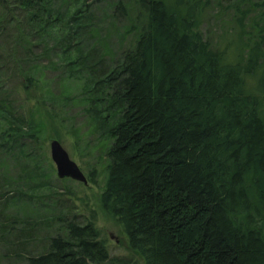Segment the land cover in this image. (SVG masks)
<instances>
[{
	"label": "trees",
	"instance_id": "trees-1",
	"mask_svg": "<svg viewBox=\"0 0 264 264\" xmlns=\"http://www.w3.org/2000/svg\"><path fill=\"white\" fill-rule=\"evenodd\" d=\"M226 1L0 0V235L44 246L16 258L137 264L110 255L93 219L53 209L65 194L38 119L68 127L47 103L77 82L59 110L80 104L110 142L102 205L133 253L145 264H264V0ZM210 20L220 27L205 32ZM16 91L36 106L18 110Z\"/></svg>",
	"mask_w": 264,
	"mask_h": 264
},
{
	"label": "rangeland",
	"instance_id": "rangeland-1",
	"mask_svg": "<svg viewBox=\"0 0 264 264\" xmlns=\"http://www.w3.org/2000/svg\"><path fill=\"white\" fill-rule=\"evenodd\" d=\"M225 4H227L226 0ZM210 22L211 20L208 21L204 26L205 32L211 30L212 27L214 28V30H216L217 27H220L219 24H214L213 20L211 23ZM1 40H3V42H1ZM8 46L9 45L5 44L3 38L0 39V55L2 54V50L5 49V51H7ZM124 47H126V44L124 45ZM50 76L51 78H55L52 74ZM10 87L15 88L16 84L8 82L7 89L10 90ZM68 87L69 88L67 89L65 88L52 90V100L47 103V108L54 111L55 114L60 113L61 115L63 114L64 116H66V118L68 119V127L62 126L60 127L62 130H60L59 125H62L60 119L58 118V116L55 117L54 114H51L49 112L48 113L53 116V120L60 122L59 125H47L50 124L51 121H49V118H44L45 116H42V118L38 119V122L44 124L43 127L46 126L45 130L43 131V136L41 137L43 139V154L45 156H48L49 161L52 162L53 166L55 167L50 152V143L51 141L58 140L64 146L65 150L71 156V158L82 168L86 177H92L95 181L93 183H90L88 186H85L83 183L81 184L75 182L74 180H62L60 178H57V168L55 167L52 186L56 191H61L62 193H64L65 199L63 198L59 205L57 207H54L53 209L56 214H58L59 211H63L69 207H72L71 211H73V213L78 216L76 219L78 223L81 224H84L86 220H89V218L93 219L94 222H96V226L101 233V238L102 240H104V243L108 247L109 253L110 255H112V257L117 259L123 258L128 262H131L132 260L137 264H145L143 259H141L137 254L133 253L129 249L127 236L125 232H123L120 223L114 220L110 216V214L106 210H104L102 205L101 197L105 192V184L107 181V157L105 155V151L110 147L108 146V143L110 142H107L108 140H106L103 132L96 133L93 128H91V130H88V127L91 125L92 121L88 120L85 117L86 113L82 109V106L80 104L70 103V105L65 109L67 113L66 111L65 113H61V111L59 110L64 106V98H62L63 93L68 91L71 96L75 97H78L81 94L82 87H79L77 82H69ZM11 94H14V97H16L18 110L24 108L26 111V109H32L36 106V100H28L27 102H24V100L26 99H24L25 97L22 94L20 95V93H17V91L16 93ZM37 110L38 109L35 108L36 115L38 117ZM48 113H46L47 116H49ZM30 149L34 152L35 145L31 144ZM9 162L10 160H8L7 164H9ZM13 165L15 167H18L16 162H14ZM66 187L69 189V191L66 189ZM43 201L48 205L53 204V201H51L50 199H43ZM20 206L23 205L20 204L18 207L13 208V210L10 212L13 213L15 212V210L18 212H22V209H18ZM38 213V216L33 217V223L38 224L44 220L43 216H41L42 214H45V212L43 211V207L38 209ZM8 214L10 213L8 212ZM0 218H3L1 214ZM62 224L64 223L61 222L55 224V228L52 231H55L56 229L61 227ZM36 227L38 229L35 231V233L39 237L37 240H39L41 237L44 238L47 236V230L43 225L40 226L38 224ZM16 237L19 236L16 235L10 238L5 237V239H3V237H1L0 235V264H24L26 262L23 259L16 258L18 253H21L23 256H28L29 251H33V253L39 254L43 250L42 248L44 246H42V243L37 247L35 244H29L28 241L24 238L19 237V239H16ZM23 242L28 243L24 246L25 252L21 251V245L19 247H16L15 245L17 243Z\"/></svg>",
	"mask_w": 264,
	"mask_h": 264
},
{
	"label": "water",
	"instance_id": "water-1",
	"mask_svg": "<svg viewBox=\"0 0 264 264\" xmlns=\"http://www.w3.org/2000/svg\"><path fill=\"white\" fill-rule=\"evenodd\" d=\"M51 155L52 160L57 167V176L60 179H72L79 183L88 185V179L83 173L80 166L72 160L71 156L68 155L63 145L57 140L51 141Z\"/></svg>",
	"mask_w": 264,
	"mask_h": 264
}]
</instances>
